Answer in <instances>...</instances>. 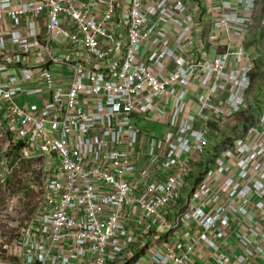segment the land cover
<instances>
[{
    "label": "built area",
    "instance_id": "1",
    "mask_svg": "<svg viewBox=\"0 0 264 264\" xmlns=\"http://www.w3.org/2000/svg\"><path fill=\"white\" fill-rule=\"evenodd\" d=\"M0 129L20 264H264V0H0Z\"/></svg>",
    "mask_w": 264,
    "mask_h": 264
},
{
    "label": "rangeland",
    "instance_id": "2",
    "mask_svg": "<svg viewBox=\"0 0 264 264\" xmlns=\"http://www.w3.org/2000/svg\"><path fill=\"white\" fill-rule=\"evenodd\" d=\"M139 127L149 136H163L159 132L161 126L156 122L143 121ZM145 128H151L152 133ZM12 139L13 136L0 129V264H3V258L17 259L14 247L35 217L43 196V158L23 154H8L7 157L8 148L13 145ZM20 161H26L25 165L21 166ZM11 174L13 178L7 180Z\"/></svg>",
    "mask_w": 264,
    "mask_h": 264
},
{
    "label": "trees",
    "instance_id": "3",
    "mask_svg": "<svg viewBox=\"0 0 264 264\" xmlns=\"http://www.w3.org/2000/svg\"><path fill=\"white\" fill-rule=\"evenodd\" d=\"M22 148H23V144H21V143H17L15 145H11L8 148V153L6 154V156L8 157V154H10V155L15 154V156H19ZM25 163H26V161H23L20 164H21V166H23V165H25ZM11 178H13L12 174L9 175L7 180H10ZM3 264H20V261H18V259H16L15 257H12L10 259L3 258Z\"/></svg>",
    "mask_w": 264,
    "mask_h": 264
}]
</instances>
